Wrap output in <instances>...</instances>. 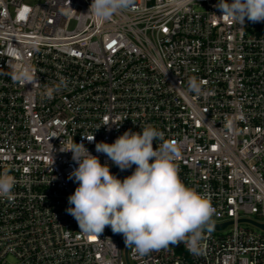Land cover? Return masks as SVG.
<instances>
[{"label":"built area","instance_id":"1","mask_svg":"<svg viewBox=\"0 0 264 264\" xmlns=\"http://www.w3.org/2000/svg\"><path fill=\"white\" fill-rule=\"evenodd\" d=\"M91 2L0 0V170L16 179L0 198V264H264V230L241 222L264 219V22L223 20L219 0H134L101 20ZM24 63L37 83L9 75ZM60 77L68 87L46 98ZM146 125L176 146L181 180L211 195L214 224L229 223L204 233L200 256L183 243L140 256L66 211L78 165L61 150L82 142L122 180L135 165L95 145Z\"/></svg>","mask_w":264,"mask_h":264},{"label":"clouds","instance_id":"2","mask_svg":"<svg viewBox=\"0 0 264 264\" xmlns=\"http://www.w3.org/2000/svg\"><path fill=\"white\" fill-rule=\"evenodd\" d=\"M132 6L134 0H92L89 13L110 20ZM216 7L221 12L218 17L241 27L246 19L264 22V0H219ZM9 75L22 85L38 82L36 70L27 63L11 65ZM188 83L190 91L200 94L201 84L195 77ZM68 85L69 80L60 77L58 82L45 85L44 96L50 99ZM83 137L89 142L95 139L94 135ZM95 149L121 171L133 165L135 170L121 180L84 143L73 140L61 150L71 152L78 165L68 177L78 186L68 197L71 206L66 211L76 220L80 232L96 238L110 227L113 233L122 234L125 246L140 256L181 243L191 254H203L204 233L214 229L216 209L209 193L181 180L176 163L180 153L173 143L164 140L163 132L152 125L141 126L140 132L125 131L114 143H96ZM15 185L9 170H0V198L12 201Z\"/></svg>","mask_w":264,"mask_h":264},{"label":"water","instance_id":"3","mask_svg":"<svg viewBox=\"0 0 264 264\" xmlns=\"http://www.w3.org/2000/svg\"><path fill=\"white\" fill-rule=\"evenodd\" d=\"M241 222L251 223V224L255 225L256 227H258V228L264 230V224L257 223V222H255V221H253V220H250V219H241ZM228 224H229V223H225V224H222V225H217V224H215L214 228L217 229V228H219V227H225V226H227Z\"/></svg>","mask_w":264,"mask_h":264},{"label":"rangeland","instance_id":"4","mask_svg":"<svg viewBox=\"0 0 264 264\" xmlns=\"http://www.w3.org/2000/svg\"><path fill=\"white\" fill-rule=\"evenodd\" d=\"M250 218L253 219V220H257V221H263L264 220L263 218H260L257 215H251ZM213 220L215 221L214 218H213ZM242 225L245 226V227L252 228L254 230H258V231L261 230L260 228L255 227L254 225H252L250 223H242Z\"/></svg>","mask_w":264,"mask_h":264},{"label":"snow or ice","instance_id":"5","mask_svg":"<svg viewBox=\"0 0 264 264\" xmlns=\"http://www.w3.org/2000/svg\"><path fill=\"white\" fill-rule=\"evenodd\" d=\"M93 239H94V237H93Z\"/></svg>","mask_w":264,"mask_h":264}]
</instances>
